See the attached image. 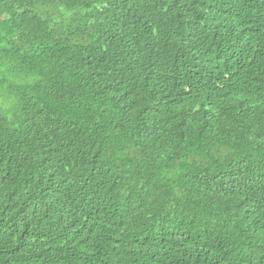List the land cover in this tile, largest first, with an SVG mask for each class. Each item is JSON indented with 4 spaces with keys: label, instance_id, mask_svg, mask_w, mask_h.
I'll return each instance as SVG.
<instances>
[{
    "label": "trees",
    "instance_id": "trees-1",
    "mask_svg": "<svg viewBox=\"0 0 264 264\" xmlns=\"http://www.w3.org/2000/svg\"><path fill=\"white\" fill-rule=\"evenodd\" d=\"M0 264H264V0H0Z\"/></svg>",
    "mask_w": 264,
    "mask_h": 264
},
{
    "label": "rangeland",
    "instance_id": "rangeland-1",
    "mask_svg": "<svg viewBox=\"0 0 264 264\" xmlns=\"http://www.w3.org/2000/svg\"><path fill=\"white\" fill-rule=\"evenodd\" d=\"M8 92L7 91H5L4 92V98H5V100L7 101V98H8ZM7 104L9 105L10 103L7 101Z\"/></svg>",
    "mask_w": 264,
    "mask_h": 264
}]
</instances>
